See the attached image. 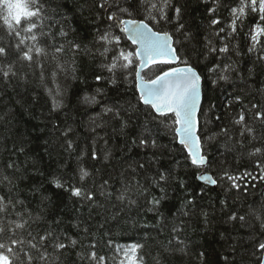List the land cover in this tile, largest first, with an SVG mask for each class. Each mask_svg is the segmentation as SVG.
Returning <instances> with one entry per match:
<instances>
[{
    "label": "trees",
    "instance_id": "obj_1",
    "mask_svg": "<svg viewBox=\"0 0 264 264\" xmlns=\"http://www.w3.org/2000/svg\"><path fill=\"white\" fill-rule=\"evenodd\" d=\"M59 2L61 0H48L45 7L49 14L50 5ZM76 2L84 3L85 0ZM95 2L87 0V4ZM63 3L71 7L73 0H63ZM172 3L182 8V22L193 38L186 40L182 35L184 30L175 31V22L151 26L169 32L173 40L178 41L174 46L181 58L188 59L201 75L202 103L198 136L202 154L207 155L210 166L197 169L191 165L187 152L178 143L173 131L176 127L174 117L167 115L153 120L155 113L138 101L133 77L125 79L123 71L117 70L116 83L111 82L113 74L101 67V62L107 61L96 52L100 46L93 43L96 28H108L103 16L98 22L85 24L84 18L89 15L87 5L83 15L79 11L62 9L69 18L64 22L65 26L71 25L76 29L69 33L67 39L82 46L87 45L95 56L83 52L74 55L66 49L65 53L58 55L57 60H52L50 52L49 57L40 58L44 64L43 81L40 79L39 67H27L23 63H16V77L7 81L0 78V196L13 202H23L16 204L14 210L10 208L11 215L6 219H15L16 214L26 210L33 217H41L40 221L32 225L33 229L42 231L51 225L82 244L97 243V250L109 256L114 253L112 248L106 246L107 241L112 242L113 248L141 243L145 246L142 250L145 264H200L201 251L206 253L204 264H258L245 249L251 251L253 243L264 239V230L250 215L253 208L259 210L264 206V181L249 180L248 188L244 189L245 182L241 180L242 189L237 192L235 189L226 191L227 186L223 183L208 186L201 183L197 176L205 171L216 178L225 168L234 174L242 173L245 169L256 174L253 161L259 157L249 158L247 152L253 147L264 146V141L253 142L240 149L238 146L234 148V140L230 141L224 135L211 140L208 137L222 126L235 134L231 118L242 106H250V103L255 102L264 109V60L257 59V55L264 50V36L259 38L257 52L248 51L253 43V26L259 23L264 27V22L258 21L255 13L249 12L242 22L237 21L236 34L222 41L221 37L231 31L229 25L232 16L228 6H235L237 0H172ZM213 7L217 11L209 15L207 10ZM133 15L140 19L143 14ZM168 15H173L171 9ZM213 17L221 20V24L216 25L217 29L225 28L220 36L214 35L209 29ZM110 31L121 37L120 48L134 50L135 47L118 28L113 26ZM206 37L217 48L227 43L229 52L212 53L204 59L198 53L207 51ZM15 40L0 19V44L15 43ZM108 56L110 59L112 52ZM57 62L63 65V71L56 67ZM214 64L231 66L226 73L230 77L227 82L220 80L213 83L216 74L208 69ZM53 71L57 73L55 82L51 75ZM97 74L104 79L97 82ZM156 74V70H146L145 79H151ZM57 85L62 96H55ZM49 89L52 90L51 95ZM53 96L61 101V107L56 110H53ZM86 96L95 97V102H85ZM237 97L240 98L239 102L236 101ZM117 102L123 105L131 102L143 109L124 130L119 128V121L103 111L105 106ZM93 118L100 127L94 126ZM69 126L72 131L64 135ZM256 126L259 133V122H256ZM145 127L151 129V136L157 140L159 148L131 145V138L141 134ZM69 140L73 142L72 149L68 148ZM93 149L97 153L96 160L91 159ZM9 163H13L14 167L8 168ZM141 163L144 168L138 166ZM81 167L91 173L83 182L79 180ZM160 172L168 175L167 182H162L164 191L153 182V177H157ZM4 176H8L11 183L4 180ZM57 179L65 184L64 188L55 186L54 180ZM104 180L109 181L105 189L112 193L111 198L100 195V185ZM137 181L142 189H146L142 195L136 190ZM129 183L133 186L129 195L137 201L135 205L116 199ZM252 184L255 186L252 187ZM70 186H83L95 191L100 206L91 210L80 208L77 198L66 190ZM161 197L164 199L161 200L159 211H148L152 206L150 201ZM188 201L193 203L188 204ZM232 211L245 215L250 223L242 227L239 221H227ZM184 212L188 215H184ZM203 213H207V224ZM55 221L60 223L56 224ZM173 225H180V231L174 233ZM84 228H88L87 234ZM253 235L256 240L249 242V236ZM232 245L236 246L235 254L231 250ZM75 251H79V245L60 258L61 264L73 261L81 264ZM225 257H228L227 262ZM109 264L113 262L110 260Z\"/></svg>",
    "mask_w": 264,
    "mask_h": 264
},
{
    "label": "snow or ice",
    "instance_id": "obj_2",
    "mask_svg": "<svg viewBox=\"0 0 264 264\" xmlns=\"http://www.w3.org/2000/svg\"><path fill=\"white\" fill-rule=\"evenodd\" d=\"M48 0H0V19L8 29V34L16 38L15 43L9 42L7 45L0 44V78L7 81L18 75L16 70V63H23L27 67H39L40 79L44 80V64L40 58H47L51 52L52 60H57L58 55L65 53V50L75 54L81 52L95 56V53L87 45L82 46L74 40H68L70 32H75L76 29L71 25L65 26L69 18L62 9L68 11H79L83 15L84 9L87 5L89 15L85 16V24H92L98 22L103 16L105 24L108 28L101 30L96 28V36L93 37V43L99 45L96 52L103 57L104 61L101 62V67L113 74L111 79L112 83H116L115 73L117 70H122L125 79L129 76L133 77L134 91L138 94V101L140 104L148 107L153 120H158L159 117L171 115L174 117V124L176 127L173 129L178 143L183 145L188 152L191 165L197 169H207L210 166V161L207 155L202 154L200 147V138L197 135L198 117L197 113L201 101V75L197 71L196 66L189 63L188 59H182L179 50L174 46L178 41L173 40V36L167 32L159 29H154L151 25H159L161 22L171 24L175 22V31L182 32L186 40L192 39V34L185 29V24L182 22L183 10L180 6L174 5L172 0H96L95 3L87 4L77 3L73 0L71 7L66 3L61 2L50 5L51 14L45 7ZM171 9L173 15H168V10ZM228 9L231 13L232 20L229 27L231 31L226 36L221 37V40H226L228 37L236 34L237 21H243L249 12L255 13L258 21L264 22V0H237L235 6L229 5ZM215 7L207 10L209 15L215 13ZM140 15L142 18L136 19L133 14ZM122 16L129 17L128 19ZM221 24V20L213 17L209 22V29L216 36L225 32L224 27L216 28V25ZM115 26L123 33L128 40L135 46L133 51H128L120 48L121 37L116 36L110 31ZM254 33L251 35L252 47L248 49L250 53L257 52V45L260 44V37L264 36V27L259 23L254 26ZM22 33H28L25 36ZM43 40V43H41ZM206 52L200 51L198 54L204 59H207L209 54L229 52V45L222 43L217 48L213 45L212 40L208 37L205 38ZM31 42V43H29ZM113 45V48H109ZM109 52L112 56L109 59ZM240 53L237 51L236 53ZM257 59L264 60V50L261 54L257 55ZM183 64V67H168L170 65ZM56 67L61 71L64 70L63 65L57 62ZM219 68V72L217 69ZM230 65L224 64L222 67L214 64L209 67V72L216 74L217 81L227 82L230 77L226 74ZM156 70L157 74L151 79H145L144 73L146 70ZM75 72V68H73ZM53 82H55L56 71L52 72ZM104 77L97 74L95 80L100 82ZM98 91H100L98 89ZM264 92V90H262ZM49 94L52 90L49 89ZM62 91L57 85L55 96H62ZM53 96V110L61 107V101ZM85 102H95V97H85ZM236 101L239 102L240 98L237 97ZM104 113L110 114L111 118L119 121V128L121 130L127 129L133 122V118L138 112L143 109L134 106L131 102L126 105L113 104L105 106ZM146 114V115H150ZM249 113L251 115L249 116ZM219 119V117H217ZM256 122H259L260 131L257 133ZM92 123L95 127L101 125L95 123L93 118ZM231 124L235 127L236 133H231V130L222 126L220 130L209 136L211 140L215 136L224 135L230 141L234 140L233 147L244 149L248 144L253 142L264 141V109L259 103H250V106H242L241 110L231 118ZM95 127L93 130H95ZM69 126L65 130L64 135L71 132ZM247 137V144L245 143ZM131 145L138 148H151L157 149L160 147L157 140L152 138L151 129L145 127L142 133L131 138ZM68 148L72 149L73 142H67ZM231 150V149H229ZM23 151V149H21ZM244 153H241L243 155ZM249 158L259 157L253 161L256 169V174L252 171L245 169L244 172L234 174L229 169L225 168L221 173L213 178L207 173H200L197 179L207 181L212 185L223 183L226 185V191L235 189L240 192L242 189L239 181L243 180L244 189L249 186L251 181H264V146L253 147L247 152ZM97 153L93 149L91 152V159L96 160ZM144 168V164L138 165ZM8 168H13L14 164L9 163ZM135 171V169H133ZM91 173L84 167L79 169V180L85 181ZM4 180L11 183L8 176L3 177ZM168 175L164 172L157 174L153 177V182L160 186V190L164 191L162 182L166 183ZM109 183L104 180L100 185V195L106 198H111L112 193L105 189V185ZM57 188H64L65 184L61 183L58 179L54 180ZM252 187L255 184L251 185ZM133 186L131 183L126 184L123 191H121L116 199L124 202L125 200L129 205H135L136 200L132 199L129 193L132 192ZM72 197L77 198L80 208L87 207L91 210L93 207L100 206L96 199V192L85 188L83 186H70L68 189ZM136 190L141 195L146 189H142L139 182H136ZM153 198L151 207L148 209L150 212H158L161 200ZM20 200L13 202L5 196H0V264H61V257L67 256L71 250L77 249L74 254L81 264H109L111 260L113 264H145V257L142 253L145 247L141 243H133L125 247L113 248L112 242L107 241L106 246L113 249V255L109 256L107 253H101L98 249V244L90 242L82 244L79 240L71 238L66 233L58 232L51 225L42 230L37 231L32 228V225L41 220L40 216L33 217L31 212L23 211L16 214L15 219H6L11 213L9 209H15L16 204H22ZM192 204L193 201H188ZM223 203V202H222ZM226 206V205H225ZM184 215H188L184 212ZM205 216V224L208 223L207 213ZM250 215L258 222L261 230H264V206L257 210L253 208ZM163 219V216L161 217ZM227 221H239L241 226H245L250 222L246 219L245 215H238L232 211L227 216ZM54 223L59 224V221ZM102 227V225H101ZM83 231L87 234L88 228ZM172 231L174 233L180 231V225H173ZM249 242L256 240V237L249 236ZM171 243V241H170ZM182 243V241H181ZM49 248L52 249L49 252ZM231 250L233 254L236 252V246L232 245ZM245 252L254 258L258 264H264V239L252 244V250L245 249ZM200 264H204L206 253L201 251L199 253ZM228 261V257H225ZM75 264V262H70ZM158 264V262H157Z\"/></svg>",
    "mask_w": 264,
    "mask_h": 264
},
{
    "label": "water",
    "instance_id": "obj_3",
    "mask_svg": "<svg viewBox=\"0 0 264 264\" xmlns=\"http://www.w3.org/2000/svg\"><path fill=\"white\" fill-rule=\"evenodd\" d=\"M125 36V35H124ZM126 37V36H125ZM126 39H127V37H126ZM128 40V39H127ZM130 43H131V41L130 40H128ZM132 44V43H131ZM133 45V44H132ZM134 46V45H133ZM135 47V46H134ZM177 66H179V67H183L184 65H176V64H173V65H170V67H177ZM201 103H202V78H201V101H200V105H199V110H198V113H197V117H199V112H200V108H201ZM170 115V114H169ZM198 121H199V118H198ZM198 128H199V124H198ZM199 132V131H198ZM198 132H197V135H198ZM183 146V145H182ZM184 147V146H183ZM200 147H201V141H200ZM185 149V148H184ZM201 150H202V148H201ZM185 151L187 152V149H185ZM187 154H188V152H187ZM206 173L205 171H201L200 173ZM199 173V174H200ZM208 174V173H207ZM210 175V174H209ZM199 180V179H198ZM201 183H203V184H206V185H208V186H211V187H214V185H212V184H210L209 182H207V181H202V180H199Z\"/></svg>",
    "mask_w": 264,
    "mask_h": 264
},
{
    "label": "rangeland",
    "instance_id": "obj_4",
    "mask_svg": "<svg viewBox=\"0 0 264 264\" xmlns=\"http://www.w3.org/2000/svg\"><path fill=\"white\" fill-rule=\"evenodd\" d=\"M254 31H255V29H254Z\"/></svg>",
    "mask_w": 264,
    "mask_h": 264
}]
</instances>
